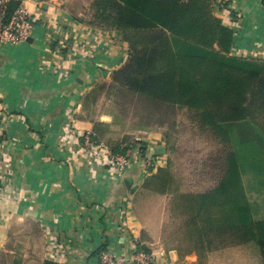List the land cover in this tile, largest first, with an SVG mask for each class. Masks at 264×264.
Here are the masks:
<instances>
[{
    "label": "crops",
    "instance_id": "crops-1",
    "mask_svg": "<svg viewBox=\"0 0 264 264\" xmlns=\"http://www.w3.org/2000/svg\"><path fill=\"white\" fill-rule=\"evenodd\" d=\"M11 1L34 30L22 46L0 45V264H101L103 249L127 256L134 243L157 264H183L134 201L151 176L143 158L166 166L163 133L137 138L148 152L133 149L121 177L104 149L84 147L96 123L112 127L87 99L127 61L123 34L84 19L81 0ZM231 3L238 21L221 18L237 31L235 51L264 57V0Z\"/></svg>",
    "mask_w": 264,
    "mask_h": 264
},
{
    "label": "trees",
    "instance_id": "trees-1",
    "mask_svg": "<svg viewBox=\"0 0 264 264\" xmlns=\"http://www.w3.org/2000/svg\"><path fill=\"white\" fill-rule=\"evenodd\" d=\"M19 6L11 1L7 18ZM229 7L226 0H95L91 23L122 33L130 43L129 60L114 72L111 93L131 94L154 107L196 111L201 128L225 150L218 184L191 195L194 219L205 218L203 240L209 239L207 227L228 228L241 232L242 242L256 243L264 255V59L235 53L236 32L221 18L234 16ZM102 89L100 84L89 95L87 108ZM87 113L94 114L90 108ZM108 128L95 124L91 132L97 142L107 144ZM134 150L145 156L148 146L136 138ZM112 152L129 157L125 149ZM161 170L150 168L145 181ZM249 192L260 200L251 202Z\"/></svg>",
    "mask_w": 264,
    "mask_h": 264
},
{
    "label": "rangeland",
    "instance_id": "rangeland-1",
    "mask_svg": "<svg viewBox=\"0 0 264 264\" xmlns=\"http://www.w3.org/2000/svg\"><path fill=\"white\" fill-rule=\"evenodd\" d=\"M94 1L81 0L83 18L87 16L88 22H92L95 14ZM226 1L230 2L232 10V0ZM75 4L79 1L75 0ZM234 11V16L230 14L228 18L238 21L239 13ZM127 50L126 62L130 56V43ZM240 55L244 56L243 53ZM246 56L264 59L257 54ZM111 84L112 78L101 84L103 89L96 104L88 108L92 114L97 111V115H112V127L104 130L112 151L125 149L129 155L136 138L156 132H162L165 137L166 166L160 175L144 182L134 199L139 214L151 224L161 242L168 248H176L183 264H264L260 247L254 242H242L243 235L239 231L206 226L209 239L202 238L205 218L194 219L195 201L191 195L205 193L218 184L222 175L219 159L225 150L201 128L198 113L185 108L154 107L137 101L131 94H114L108 89ZM253 113L255 121L261 125L262 120L256 118V111ZM248 196L251 202L260 200L254 193L249 192Z\"/></svg>",
    "mask_w": 264,
    "mask_h": 264
},
{
    "label": "built area",
    "instance_id": "built-area-1",
    "mask_svg": "<svg viewBox=\"0 0 264 264\" xmlns=\"http://www.w3.org/2000/svg\"><path fill=\"white\" fill-rule=\"evenodd\" d=\"M10 2L11 0H0V45L8 47L22 46L27 43L34 30L33 18L32 15L22 6H19L16 9L11 18H7ZM233 10L236 9L233 8ZM235 53L240 55V53L237 51H235ZM243 55L246 56L247 54ZM83 140L84 147L87 149H104V151L107 153L110 164H112L116 170L114 174L116 177H121L122 174L130 167V157L113 154L107 144L99 143L95 140L94 134L91 131H88L86 134H84ZM143 161L146 166V174L149 175V169L156 166L154 159L145 157V159L143 158ZM137 247L138 246L135 243L131 245L127 252V256H120L105 251L100 255V263L157 264L158 257L154 252L142 251Z\"/></svg>",
    "mask_w": 264,
    "mask_h": 264
},
{
    "label": "water",
    "instance_id": "water-1",
    "mask_svg": "<svg viewBox=\"0 0 264 264\" xmlns=\"http://www.w3.org/2000/svg\"><path fill=\"white\" fill-rule=\"evenodd\" d=\"M28 41H31V38H29ZM128 186H129V184H128Z\"/></svg>",
    "mask_w": 264,
    "mask_h": 264
}]
</instances>
